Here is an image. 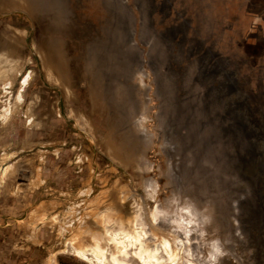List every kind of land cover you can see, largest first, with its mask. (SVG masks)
Returning <instances> with one entry per match:
<instances>
[{
    "label": "rangeland",
    "instance_id": "374dc122",
    "mask_svg": "<svg viewBox=\"0 0 264 264\" xmlns=\"http://www.w3.org/2000/svg\"><path fill=\"white\" fill-rule=\"evenodd\" d=\"M20 2L28 14H0V264H91L74 247L86 250L95 239L106 259L115 254L123 264H139L131 250L123 255L112 243L108 234L117 229L140 234L145 248L167 238L182 264H264V176L254 165L256 141L264 137H251L234 184L218 179L191 195L181 172L192 185L208 177L198 175L194 148L183 153L172 143L151 69H138L132 80L141 106L128 118L129 101L124 109L116 104L124 78L95 48L120 29L125 42L134 38L146 53L133 0H78L67 31L58 30L55 17L34 16L33 0ZM116 2L132 8L134 34L128 15L117 21ZM9 3L0 6L15 7ZM137 3L157 32L190 21L189 38L197 30L206 45L242 62V77L250 79L246 106L264 132V96L252 95L264 93V0ZM217 192L236 204L230 222H218ZM184 223L196 230L184 232Z\"/></svg>",
    "mask_w": 264,
    "mask_h": 264
},
{
    "label": "water",
    "instance_id": "95a60500",
    "mask_svg": "<svg viewBox=\"0 0 264 264\" xmlns=\"http://www.w3.org/2000/svg\"><path fill=\"white\" fill-rule=\"evenodd\" d=\"M165 3L163 9L166 8ZM139 5L137 0H133V6L140 13L138 37L141 42L145 39L146 53L134 38L125 42L120 29L113 35L108 34L109 44L95 45L97 51L106 53L104 60L113 58L117 72L124 78L126 90L118 93L117 107L124 109L128 100L131 106L128 118L140 111V89L132 80L137 77L138 69L142 70L146 65L154 76L159 101L157 107L161 116L166 117L165 123L172 129L180 151L184 153L194 148L195 164L200 170L198 175L208 177L206 183L195 185L191 195L204 193L208 184L218 179L234 184L235 177L242 171L240 159L251 137H264V132L255 129L261 119L256 118L253 110L246 106L251 95L246 90L250 79L242 77V62L222 56L213 44L206 45L198 38L197 30L196 35L189 38L190 21L180 28L157 32L152 16L145 14ZM113 7L117 21L120 22L125 15L130 21L132 19L134 34L136 20L131 18L132 8L125 2H116ZM177 33H182L180 40H177ZM112 51L114 57L111 56ZM142 77H147L146 71ZM252 95L262 99L264 93L257 91ZM256 144L261 153L254 165L259 166L264 176V140L259 139ZM235 212L234 200L220 199L219 223L230 222L235 218Z\"/></svg>",
    "mask_w": 264,
    "mask_h": 264
},
{
    "label": "bare ground",
    "instance_id": "6f19581e",
    "mask_svg": "<svg viewBox=\"0 0 264 264\" xmlns=\"http://www.w3.org/2000/svg\"><path fill=\"white\" fill-rule=\"evenodd\" d=\"M164 118L166 119V117L162 116L163 124H165ZM169 133H170V131H169ZM171 140H172V143L176 144V141H175L173 135H171ZM176 146H177V144H176ZM188 159H190V157H188ZM181 173H182V175H184L186 177V179L188 181L186 189H188L190 191L191 190L194 191L195 190L194 187L196 185L195 179H193L194 185H192L190 183L191 180L188 178L187 174L183 171ZM189 184H191L192 186ZM219 193L220 192H217V194H216V195H218L219 198L215 199V197H213L214 198L213 200L216 201L217 204H219V201L221 199ZM184 221H185V219H184ZM153 222H157L155 216L153 217ZM182 224H183V222H182ZM184 224L186 226L184 232L187 230V228H188V231L190 229H195L194 228L195 226L188 225V223H184ZM120 228H121V226H120ZM108 236H110L109 238L111 239L112 243H114L116 245V247L118 248L119 253L126 255L127 251L131 250L133 252L131 254V256L133 258L137 259L139 261V264H155V263H158L157 261H158L159 257H161L163 260L162 262L159 261V262H161L160 264H182V261L180 260V257L177 254V251L175 252V250L173 249V245L170 243V241L167 238H164V237L161 238L160 244L155 245V247H152V249L149 248V245H148L146 247L147 248L146 249L145 247H143L142 242H140V234L138 235L135 231L128 233V234H125V232H120V231L118 232V229H117L116 231H113L110 234H108ZM199 237H200L199 239H201V236H199ZM145 239L147 240V237ZM97 241L98 240L95 239L94 242L91 243V246L86 250H84V249L78 250V249H76V247H74L76 249V250L74 249V251H75L74 254L81 257V259H83V260L91 262V264H123L122 262H120V260H119L120 258H117V256L115 254H113V256L110 260L106 259V257H105V251L106 250H105L104 246H102V244L99 245L100 242H97ZM198 243H200V242H198ZM159 250H161V256L158 255ZM212 257H213V255H212ZM206 260H207V258H206ZM212 261H213V259H212ZM185 264H194V263H193V261L192 262L186 261Z\"/></svg>",
    "mask_w": 264,
    "mask_h": 264
},
{
    "label": "crops",
    "instance_id": "0c3cea01",
    "mask_svg": "<svg viewBox=\"0 0 264 264\" xmlns=\"http://www.w3.org/2000/svg\"><path fill=\"white\" fill-rule=\"evenodd\" d=\"M4 2V0H0ZM10 1V6L14 8L8 9V6H0V14H6L11 12H18L23 14H28V5L22 4L20 0H8ZM33 0L32 14L34 16H45L55 17L58 30L67 31L69 29L68 24L70 22L69 17L73 15V10L75 9V4L83 5V0ZM0 2V5H2ZM87 2V0H86ZM18 5V6H17ZM111 8V7H110ZM7 9V10H6ZM75 15V14H74ZM62 65L61 70L63 73L67 72V64L65 61L60 63ZM49 75V74H48ZM51 77V76H49ZM141 81V80H140Z\"/></svg>",
    "mask_w": 264,
    "mask_h": 264
}]
</instances>
